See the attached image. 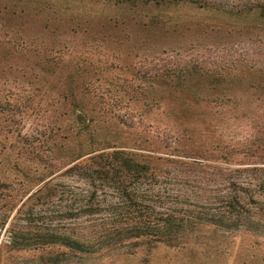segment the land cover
Returning <instances> with one entry per match:
<instances>
[{"label": "rangeland", "instance_id": "obj_1", "mask_svg": "<svg viewBox=\"0 0 264 264\" xmlns=\"http://www.w3.org/2000/svg\"><path fill=\"white\" fill-rule=\"evenodd\" d=\"M143 261L264 264V0H0V264Z\"/></svg>", "mask_w": 264, "mask_h": 264}, {"label": "trees", "instance_id": "obj_2", "mask_svg": "<svg viewBox=\"0 0 264 264\" xmlns=\"http://www.w3.org/2000/svg\"><path fill=\"white\" fill-rule=\"evenodd\" d=\"M92 152V151H91ZM89 152V153H91ZM115 157H112L113 160L117 161L116 155L122 154V152H115L113 153ZM103 152L99 153L98 155L95 156H90L87 160H85L83 163H74L72 167L82 169L84 172H88L90 182L93 183L95 180H103L107 179V176L110 180L113 181H121L124 182L126 178L132 179V181H140L141 178L145 175L146 169L143 168V166H140L139 163H133L130 159H124L122 161L121 165H113L112 163H108V160H105L104 163H98L97 165L99 166L97 169H93V159L96 157H99L102 159L103 157ZM81 157V155H77L71 162H75ZM108 157V156H106ZM130 164H132L133 169H130ZM96 173V175H94ZM110 174V175H109ZM103 178H102V177ZM105 181V180H104ZM94 186V185H93ZM233 205L240 206L239 200L233 196L230 201ZM140 216V215H139ZM143 216L141 215L137 219V226L138 228H147L149 227V220L142 218ZM172 218L167 219V221L171 222ZM167 223V222H166ZM156 225V222L154 226ZM142 235V234H140ZM136 235V237L140 236ZM143 264H147V261H143Z\"/></svg>", "mask_w": 264, "mask_h": 264}]
</instances>
